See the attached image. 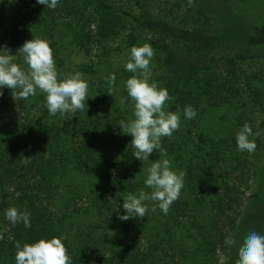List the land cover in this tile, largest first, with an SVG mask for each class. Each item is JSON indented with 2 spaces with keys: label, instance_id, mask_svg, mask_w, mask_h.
I'll return each instance as SVG.
<instances>
[{
  "label": "trees",
  "instance_id": "obj_1",
  "mask_svg": "<svg viewBox=\"0 0 264 264\" xmlns=\"http://www.w3.org/2000/svg\"><path fill=\"white\" fill-rule=\"evenodd\" d=\"M243 4L59 0L51 9L36 0H0V51L6 47L26 70L18 49L40 37L49 42L59 78L79 71L89 84L86 109L68 118L50 116L39 90L13 105L18 89L0 88V264H16L17 242L53 237L72 264H218L217 251L223 264H235L246 236L264 235V139L253 125L264 113V93L255 77L242 100L237 86L217 80V61L235 77V60L264 57V22L257 16L249 25ZM144 43L155 52L150 82L174 98L165 110L180 113L179 129L161 145L172 169L186 176L167 214L153 212L149 201L144 217L121 221L124 196L150 191L143 174L149 162L133 156L132 138L120 129L133 118L125 88L133 73L125 64L130 48ZM189 105L197 112L192 119L183 115ZM245 123L256 144L251 155L235 139ZM158 158L154 151L149 161ZM9 207L30 213L31 226L13 225ZM229 238L234 245L225 243Z\"/></svg>",
  "mask_w": 264,
  "mask_h": 264
},
{
  "label": "clouds",
  "instance_id": "obj_2",
  "mask_svg": "<svg viewBox=\"0 0 264 264\" xmlns=\"http://www.w3.org/2000/svg\"><path fill=\"white\" fill-rule=\"evenodd\" d=\"M58 2L59 0H36L37 4L51 9H55ZM193 2L194 0H188V6ZM18 51L27 65L26 70L14 62L16 57L10 55L6 47L4 51H0V88L18 89L12 96L25 100L39 90L44 94L50 116L86 109L89 84L83 73L77 71L59 78L53 52L47 40L32 38L25 41ZM154 55L150 44L134 45L129 50L125 64L126 70L133 73L125 81L127 95L132 101L133 118L128 122L121 121L120 129L123 134L132 138L131 145L135 149L133 156L140 161L149 162V166L143 169V174L145 188L150 191L138 189L136 194L128 193L124 196L122 207L126 215L118 217L121 221L129 220L133 214L144 217L149 211L146 204L149 201L155 202L151 209L153 212L158 207L167 214L184 187L186 173L172 169L167 151L161 145L162 137H171L179 129L180 113L165 110L167 103L174 98L169 96L167 89L159 87L154 81L150 82L151 61ZM108 80L110 84H114V74L110 75ZM2 95L3 92H0V96ZM108 95L111 96L110 93ZM120 103H125L123 98ZM183 115L192 119L197 112L189 105L184 108ZM252 135L251 127L245 123L235 138L239 151L250 155L254 153L256 144L254 140H249ZM154 151L159 153V158L150 162L149 156ZM6 218L13 225L22 222L25 228L31 226L30 213L20 211L16 207L6 210ZM225 243L234 245L235 241L229 238ZM15 248L16 264H72L67 248L60 238L39 239L23 246L17 242ZM235 264H264V235L251 231L239 247Z\"/></svg>",
  "mask_w": 264,
  "mask_h": 264
},
{
  "label": "rangeland",
  "instance_id": "obj_3",
  "mask_svg": "<svg viewBox=\"0 0 264 264\" xmlns=\"http://www.w3.org/2000/svg\"><path fill=\"white\" fill-rule=\"evenodd\" d=\"M244 2H246V4L244 6H242L243 10H239L242 11V14L245 16V20L249 25H252L254 22V18H258L257 16H259V20H260V24H262L264 22V0H260V3L256 5L255 8L249 7L247 5V2H254V0H244ZM166 7V4L163 3L162 8ZM245 14H244V13ZM257 14V15H256ZM258 23V22H256ZM258 23V24H259ZM259 52H261L259 50ZM260 57H254L251 59H244L243 61L241 60H235L233 62V65L231 66L232 71L235 72L236 76L232 77L230 76L227 72H226V68H222L220 67V62L217 61L216 64L219 68L218 72L220 71V76H217V80L226 83H229V86H232V88H236L237 86V90L240 94H242L241 100L246 98V95H244L243 93H248L247 90V84L252 80L253 81V77L254 78V82L255 84L257 83L258 86L260 87L259 91L261 90L264 93V57L262 56V54H258ZM258 78V79H257ZM233 82H236L235 84H233ZM218 93V92H217ZM13 105L14 102L16 100L15 96H11ZM65 118L70 117V113L66 112L65 114ZM31 117L33 118V115L31 114ZM256 118V120L254 121V126L257 127V134L259 135V137L262 139H264V113L262 112L260 115L257 116V114L254 116V119ZM8 190L9 191H12ZM115 211V210H114ZM115 213V212H112ZM229 214V213H228ZM1 232V231H0ZM216 261L218 264H223L225 261V255L223 254V252H216ZM203 263H209L210 259L208 260H203Z\"/></svg>",
  "mask_w": 264,
  "mask_h": 264
}]
</instances>
